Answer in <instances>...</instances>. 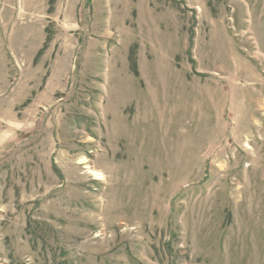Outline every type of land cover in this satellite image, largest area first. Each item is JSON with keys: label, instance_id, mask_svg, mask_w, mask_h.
<instances>
[{"label": "rangeland", "instance_id": "rangeland-1", "mask_svg": "<svg viewBox=\"0 0 264 264\" xmlns=\"http://www.w3.org/2000/svg\"><path fill=\"white\" fill-rule=\"evenodd\" d=\"M0 264H264V0H0Z\"/></svg>", "mask_w": 264, "mask_h": 264}, {"label": "bare ground", "instance_id": "bare-ground-1", "mask_svg": "<svg viewBox=\"0 0 264 264\" xmlns=\"http://www.w3.org/2000/svg\"><path fill=\"white\" fill-rule=\"evenodd\" d=\"M93 173H95V172H93ZM95 175V174H94ZM98 175V174H97Z\"/></svg>", "mask_w": 264, "mask_h": 264}]
</instances>
